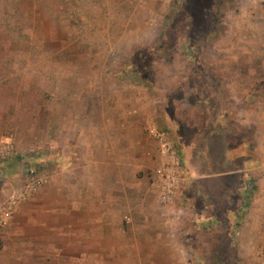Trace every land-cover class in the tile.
<instances>
[{
	"label": "rangeland",
	"instance_id": "374dc122",
	"mask_svg": "<svg viewBox=\"0 0 264 264\" xmlns=\"http://www.w3.org/2000/svg\"><path fill=\"white\" fill-rule=\"evenodd\" d=\"M154 133L179 159L170 207ZM5 137L0 212L10 189L41 175L75 186L50 191L78 209L52 220H70L69 236L96 204L114 227L104 232L178 236L170 246L185 255L148 264H264V195L254 229L232 216L264 191V0H0ZM21 236L4 234L6 251L28 250ZM49 240L32 249L61 246Z\"/></svg>",
	"mask_w": 264,
	"mask_h": 264
},
{
	"label": "crops",
	"instance_id": "0c3cea01",
	"mask_svg": "<svg viewBox=\"0 0 264 264\" xmlns=\"http://www.w3.org/2000/svg\"><path fill=\"white\" fill-rule=\"evenodd\" d=\"M260 178L258 179L259 188L264 187V171L260 169ZM64 184V185H63ZM75 187V186H74ZM72 184L65 185L61 181L57 183L55 180H50L42 189L28 202L19 206L8 225L0 230V264H148L149 262H155L156 260L164 259L171 260L173 258L182 257L185 252H182L178 247H171L170 245H178V236H159L154 235L151 237L146 236H130V235H115L113 232H104V230L112 229V224L107 220H100L98 216V205L91 206V212H94L91 220L83 222V218L76 223L75 233L73 236L66 234L67 228H71L72 223L70 220L66 223L57 220L52 221L55 212L60 209L65 215L71 214L72 211L76 212V209L70 208L67 202L57 199L50 191H75ZM47 191L45 195L43 192ZM207 192V191H206ZM245 192V191H240ZM250 191H246L247 195H250ZM209 195H216V191H209ZM264 191H252L250 205L248 208L240 211H232L239 216L237 218V224L241 226L250 225L254 229V212L257 205L254 208V196H259ZM50 196V197H49ZM72 201V200H71ZM74 202V201H73ZM72 202V203H73ZM71 203V204H72ZM169 203L167 206H171ZM190 211L193 210L191 205L187 204ZM190 206V207H189ZM175 212V211H173ZM217 216L203 217V221L200 223L204 225H211L214 222V218ZM236 218V217H235ZM231 220V217H229ZM170 222L174 219L170 218ZM196 224V223H195ZM124 232V230L122 229ZM22 234L21 244L28 246V250L8 252V241L4 234ZM56 235V236H55ZM50 239L49 244H58L61 246L53 247L52 250H45L44 252H35L32 247ZM51 238L53 240H51ZM7 242V243H6ZM42 242V243H43ZM74 244V253L67 251V246ZM163 249L169 252H162ZM4 250V252L2 251ZM174 252V257L171 253Z\"/></svg>",
	"mask_w": 264,
	"mask_h": 264
},
{
	"label": "built area",
	"instance_id": "2783aa9c",
	"mask_svg": "<svg viewBox=\"0 0 264 264\" xmlns=\"http://www.w3.org/2000/svg\"><path fill=\"white\" fill-rule=\"evenodd\" d=\"M154 136L161 142L164 153L171 160L165 161L156 170V179L158 186V194L161 202L172 203L175 197V191L178 184L177 170L179 159L171 147L163 142L161 134L154 133ZM13 145L7 137L0 139V164L13 156ZM261 171H264V161ZM46 179L41 175H30L25 181L9 190L6 199L3 202L0 212V227H3L13 216L15 210L31 200L40 188L45 184Z\"/></svg>",
	"mask_w": 264,
	"mask_h": 264
},
{
	"label": "trees",
	"instance_id": "16d2710c",
	"mask_svg": "<svg viewBox=\"0 0 264 264\" xmlns=\"http://www.w3.org/2000/svg\"><path fill=\"white\" fill-rule=\"evenodd\" d=\"M250 197V195H248ZM0 249H1V240H0Z\"/></svg>",
	"mask_w": 264,
	"mask_h": 264
}]
</instances>
